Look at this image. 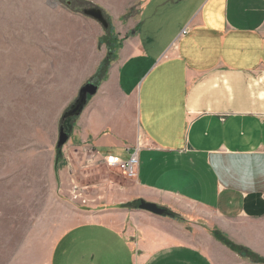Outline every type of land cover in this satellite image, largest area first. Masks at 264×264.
<instances>
[{
  "label": "crops",
  "instance_id": "1",
  "mask_svg": "<svg viewBox=\"0 0 264 264\" xmlns=\"http://www.w3.org/2000/svg\"><path fill=\"white\" fill-rule=\"evenodd\" d=\"M93 1L120 44L73 120L61 159L70 169L60 162L54 182L44 156L104 57L100 31L49 0H0V264H55L56 254L57 263L93 264L104 252L118 261L119 250L131 251L127 236L139 264L161 253L181 260V248L212 264H261L215 256L203 229L111 208L106 198L72 204L60 232L59 190L79 176L78 162L126 161L139 144L136 178L113 183L118 204L143 199L173 212L189 204L205 227L264 257V0Z\"/></svg>",
  "mask_w": 264,
  "mask_h": 264
},
{
  "label": "rangeland",
  "instance_id": "2",
  "mask_svg": "<svg viewBox=\"0 0 264 264\" xmlns=\"http://www.w3.org/2000/svg\"><path fill=\"white\" fill-rule=\"evenodd\" d=\"M49 1L52 2L54 5H57L60 7V15L61 16L67 15V14H64V12H65V13H69L71 15H75L77 18H79V17H81L82 19L86 18V19H90L87 21L95 22V25H97V27H98V31H100V37L98 39V48H102V50L104 52V57L101 60V63L103 66H106L105 58L107 56V48L110 47L112 49V56H111L112 58L109 60V64H110V61L114 57V53L117 51L116 47H118L120 44L119 43L120 39L117 37V33L115 32L116 29L114 27V24L112 23V18L103 9H101L93 0H49ZM90 7H98L99 9H101L103 16L108 23V26L106 28L102 27L101 24L98 23L97 21H95L92 18L85 16L83 14V10L90 8ZM132 9L134 10L135 7ZM132 9L130 8L129 12ZM129 14H130V16L132 15V13H129ZM144 19H145V17H144ZM99 78H98V80H99ZM72 125H73V122H72ZM68 135H69V133H68ZM0 143H2V142H0ZM62 149L63 148H61L58 151L55 147L53 154L50 153L51 154L50 157L48 156L49 153L47 154V157H46V155L44 156L46 161L48 160V161L53 162V164H51V165H53V174L52 175L54 178L53 179L54 182H55V180H57V177H58V168H59L60 162H61V167H60L61 171L64 168L66 171H67V168L70 169L69 166L67 165L68 161H66V160H65L64 167L62 166L61 159L65 158L67 156L66 152L63 151ZM78 161L79 160H77L75 162H78ZM103 165L104 166H100L98 164L97 166L94 167V166H90L89 163L84 159H83V161H79L78 165L76 167L77 172L79 173V176L76 179H74V177L72 176L69 183L66 182L67 183L66 186H68V189H67V187H66V190L63 189L62 186L60 187V190H59V195H60V232H62L64 229H66L71 224V217H69L68 208L71 207L72 204H73V206H74V204H76L78 207H83L82 205H84L83 203H85V200L87 203L88 199L91 200L92 196L98 200L102 199V203H101L102 205H105V202H106L105 198H106L107 201H109V207H111V208L112 207L116 208V205H118V203H120V201H123V199H121L119 197L118 187L113 183L118 184L119 182L126 181L129 178L125 177V175L122 173V171L115 169V168L107 167L105 164H103ZM91 168L95 169V170H90ZM32 170L33 169L28 168L29 177L34 175L31 173ZM37 171L39 172L40 169H37ZM69 172H70V170H69ZM40 174H42L40 177L45 176L44 171L41 172ZM49 179L51 181V175H50ZM105 182H108V184L106 187H103V183H105ZM31 186L35 187V185H31ZM114 186H116V187H114ZM35 189L38 190V192H39V190H40V192L46 191L45 190L46 188L44 187V183H42V182L41 183L39 182L38 184H36ZM100 195H102V197L99 198L98 196H100ZM101 204H100V206H101ZM112 204H114V205H112ZM180 205H181L180 210L174 211V213H176L177 216H179V218H180V219H178V220L176 219V220L179 223H181L183 226H184V224H186L187 228L190 232L201 231V229H203L207 233V235L209 237H211V239H213V248L211 249L210 252L214 253L215 256L220 254L221 251H223L224 254H228L227 252H229L231 254H228V255H236V256L240 257L241 259L246 260V261L251 262V263L264 264L263 262H258V261L256 262L255 256L262 258V256L258 255L257 253L253 252V254L255 256L244 255V253H242L243 251L239 252V250H234L228 244L223 243L222 239H225L228 242H231L232 244H234L240 248L242 247L244 249H248V248L244 247L242 244L235 243L226 233H224L220 229H218L216 227H212V226L211 227H205V224L202 223L203 220L201 218H199L200 216L198 215V214H202V212L198 211L197 208H195L189 204H185V203H180ZM133 209H136V208H133ZM215 231L221 235L222 239H217L214 236ZM131 238L132 237L127 236V240H128V243L131 247V251L128 252V250H126L124 248H123L124 250L118 251V253L121 257V260L117 261V260L113 259L114 256L110 252H104V254L97 256L93 260V264H139V262H141L140 249L137 247V245H135V242ZM133 238H135V237L133 236ZM218 246L220 248H218ZM130 247L128 249H130ZM248 250L251 251L250 249H248ZM175 252L177 253V254H175L176 257H178V255L181 256V257L179 256L181 258V260L175 259L174 262H171L169 260L167 254L161 253L160 256L155 257L154 259L147 262L146 264H212L206 257H204L203 255H201L198 252H192V250L189 248L188 249L181 248L180 250H176ZM91 258H92L91 256L86 257L85 263L82 262L81 264H90ZM81 260H83V259H81ZM55 264H70V263H68L67 261H63V262L58 261V263H57V254H56L55 255ZM71 264H74V263H71Z\"/></svg>",
  "mask_w": 264,
  "mask_h": 264
},
{
  "label": "water",
  "instance_id": "3",
  "mask_svg": "<svg viewBox=\"0 0 264 264\" xmlns=\"http://www.w3.org/2000/svg\"><path fill=\"white\" fill-rule=\"evenodd\" d=\"M83 14L97 21L104 28L108 26V23L106 19L104 18L101 9H99L98 7H90V8L84 9ZM97 87L98 86L94 84L93 82L84 83L79 88L74 101L70 104L67 111L63 113L62 118L77 117L81 113L85 104L87 103L88 98L93 96L96 93ZM67 140H68V135L64 132L63 127L60 125L58 139H57V148H62L63 145L67 142ZM137 209L141 211L149 212L156 216H164L166 213L165 207H161L155 203L148 202L143 199L139 200Z\"/></svg>",
  "mask_w": 264,
  "mask_h": 264
},
{
  "label": "trees",
  "instance_id": "4",
  "mask_svg": "<svg viewBox=\"0 0 264 264\" xmlns=\"http://www.w3.org/2000/svg\"><path fill=\"white\" fill-rule=\"evenodd\" d=\"M118 47H116V48H118ZM111 56H112V49L109 47V48H107V56L105 58L106 66H103L102 63H101L99 68L97 69V72L95 73V75L90 80H88L87 82H93L94 84L98 85V82L102 79V77L104 76V74H105V72H106V70L108 68L109 60L112 58ZM98 78H99V80H98ZM67 109H65L63 111V113H65V111H67ZM63 113H62L61 118H60V125L63 127L64 132L68 135V133L70 132L71 126H72V122H73L75 117L62 118L63 117ZM60 149L61 148H57L58 151ZM138 203H139V199H135V200H132V201H129V202L118 204V205H116V207L117 208H123V209H133V208H137ZM164 216H168L170 218L177 219V220L180 219L179 216H177L176 213L172 212L171 210H169L167 208H166V213H165ZM214 236L217 239H222L221 235L219 233H217L216 231L214 232ZM222 241H223V243L228 244L234 250H239V252L243 251L242 253H244V255L255 256L253 254V252L249 251L248 249H244L242 247L240 248V247L232 244L231 242H228L225 239H222ZM255 260H256V262L258 261V262H263L264 263V258L263 257L261 258V257H256L255 256Z\"/></svg>",
  "mask_w": 264,
  "mask_h": 264
},
{
  "label": "built area",
  "instance_id": "5",
  "mask_svg": "<svg viewBox=\"0 0 264 264\" xmlns=\"http://www.w3.org/2000/svg\"><path fill=\"white\" fill-rule=\"evenodd\" d=\"M139 150V144L133 150V153L126 161H121L113 157H106L104 159V164L107 167L115 168L125 175V177L129 179H134L137 176V168H138V157L137 153Z\"/></svg>",
  "mask_w": 264,
  "mask_h": 264
}]
</instances>
